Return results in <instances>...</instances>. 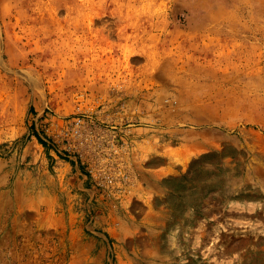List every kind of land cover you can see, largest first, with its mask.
Listing matches in <instances>:
<instances>
[{
	"label": "rangeland",
	"instance_id": "1",
	"mask_svg": "<svg viewBox=\"0 0 264 264\" xmlns=\"http://www.w3.org/2000/svg\"><path fill=\"white\" fill-rule=\"evenodd\" d=\"M77 113L128 195L48 139ZM0 264H264V0H0Z\"/></svg>",
	"mask_w": 264,
	"mask_h": 264
},
{
	"label": "built area",
	"instance_id": "2",
	"mask_svg": "<svg viewBox=\"0 0 264 264\" xmlns=\"http://www.w3.org/2000/svg\"><path fill=\"white\" fill-rule=\"evenodd\" d=\"M45 132L64 151L92 161L89 172L103 196L119 199L131 192L134 176L125 167L110 164L114 158L121 161V156L117 158L116 154L128 148V141L124 139L128 131L99 124L92 117L77 113L66 122L52 118Z\"/></svg>",
	"mask_w": 264,
	"mask_h": 264
},
{
	"label": "crops",
	"instance_id": "3",
	"mask_svg": "<svg viewBox=\"0 0 264 264\" xmlns=\"http://www.w3.org/2000/svg\"><path fill=\"white\" fill-rule=\"evenodd\" d=\"M156 165V168H154L152 171H150L148 173V176L149 178H151L152 182L154 181V183L157 181L159 182L160 179L163 177V175L161 174V169L162 168H167V167H172L170 165V163H168V161H160V160H157V162H155ZM153 164V165H155ZM149 192V191H148Z\"/></svg>",
	"mask_w": 264,
	"mask_h": 264
},
{
	"label": "bare ground",
	"instance_id": "4",
	"mask_svg": "<svg viewBox=\"0 0 264 264\" xmlns=\"http://www.w3.org/2000/svg\"><path fill=\"white\" fill-rule=\"evenodd\" d=\"M117 1V0H116ZM102 4V3H101ZM105 4V3H104ZM119 5V4H118ZM93 9V8H92ZM120 12V11H119ZM95 14L97 17H101L102 15L106 14L108 16H112L114 17V15H119V13L117 12V10H114L111 7H106L103 5H100L96 10H95ZM54 18V17H53ZM129 55H136L138 53V51L136 49H131L128 51Z\"/></svg>",
	"mask_w": 264,
	"mask_h": 264
}]
</instances>
